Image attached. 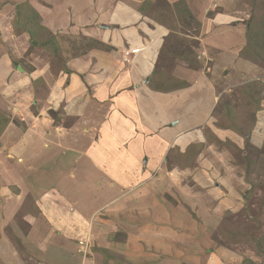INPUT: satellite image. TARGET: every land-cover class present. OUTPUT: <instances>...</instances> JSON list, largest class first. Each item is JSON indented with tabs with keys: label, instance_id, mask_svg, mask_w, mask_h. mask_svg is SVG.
I'll list each match as a JSON object with an SVG mask.
<instances>
[{
	"label": "crops",
	"instance_id": "crops-1",
	"mask_svg": "<svg viewBox=\"0 0 264 264\" xmlns=\"http://www.w3.org/2000/svg\"><path fill=\"white\" fill-rule=\"evenodd\" d=\"M3 2L10 0L0 1V39H8L16 46L20 38L6 27ZM85 2L81 6L71 0H60L59 14L52 12L49 15L44 13L47 10L38 9L43 24L53 34L59 31L62 39H70L69 44L61 46L62 65L56 71L49 67L45 71V68L41 69L42 64L37 66V63H34L35 68L26 70L24 63L17 61L15 64L16 59L11 58L16 47L9 52L11 48L4 47L8 43L0 41V113L8 118L0 132V208L11 209L15 202L16 208L23 204L26 190L24 192L17 184V192L9 188L15 183L12 180L16 171L23 170L25 179L35 181L36 185H30L28 191L32 193L33 208L37 206L40 211L39 214L26 211L21 218L36 227L49 229L50 246L44 249L52 264H100L103 254L93 247L111 250L112 245L96 234L98 211L133 192L149 176L160 180L166 174L167 180L163 184L174 190L177 183V200L191 209L198 207L197 194L187 191L185 169L188 168L170 164L167 154L171 148L182 152L199 140L221 93L231 91L236 84L257 80L263 86L259 107L261 112L264 111V59L252 62L240 57L247 46L246 23L251 12L247 0H221L225 11L217 13V17H226L227 22L224 25L216 22L215 29L219 30L212 33L218 38L202 43L205 49L216 51L212 59L217 63L223 57L241 61L238 69H234L237 82L225 84L231 78L223 79L220 90L215 89L202 71L190 68L187 71L180 66L173 70V76L189 84L152 88L150 79L159 56L160 35L164 31L150 29L151 35L144 36L146 31L133 25L139 12L130 0L129 4L123 0ZM234 2L240 5H233ZM206 12L202 18L206 17ZM207 23L202 21V24ZM115 24L120 25L116 27ZM49 51L53 50L50 48ZM124 51H130V54L126 56ZM187 95L186 104L182 98ZM76 98L86 99L84 105L88 104L82 108L76 106L72 111L63 108L67 113L76 114L71 124L55 123L48 116L47 111L57 110L61 103H65L67 109L75 106L69 103ZM34 102L36 107H33ZM98 125L95 134L91 133V127ZM255 125L260 128L264 122ZM90 165L97 171H89ZM90 180L94 192L90 197L99 196L93 210L92 206L85 207L81 203L80 196L69 194V190L73 187L76 190L75 186L80 182L89 190ZM194 182V188L199 187L198 181ZM40 184L43 186L38 187ZM165 185L160 192H165ZM78 189L81 193V188ZM217 193L211 192L214 196ZM211 206L215 208L217 203L211 201ZM14 218L15 215L9 220L14 226L13 231H20L17 223L12 222ZM3 229L0 227V233L6 237L0 236L5 243L0 242V264H36L38 258L44 257H27L14 245L11 235L15 234L5 233ZM22 236L34 242L42 239L31 233ZM54 239L62 244L68 242L65 252L69 253L82 241L86 254L76 253L78 263L77 260H63L61 246L53 243ZM123 258L124 264H132L133 261L128 260L132 257ZM37 264L47 262L38 261Z\"/></svg>",
	"mask_w": 264,
	"mask_h": 264
},
{
	"label": "rangeland",
	"instance_id": "rangeland-1",
	"mask_svg": "<svg viewBox=\"0 0 264 264\" xmlns=\"http://www.w3.org/2000/svg\"><path fill=\"white\" fill-rule=\"evenodd\" d=\"M71 1H74L73 4L80 3L81 6L86 4L85 0ZM123 1L129 4L128 0ZM130 1L139 12L137 22L133 25H137L141 31L145 30L144 36L151 35L150 29L164 31L160 35L159 56L153 68L157 76L151 86L166 88L179 86L183 82L185 86L189 84L173 76V70L177 66L187 71L189 68L202 71L217 90L222 89L223 79L231 78L226 80L225 84L237 82L238 77H235L234 69H238L241 61L223 57L217 63L212 59L216 51L207 47L205 49L202 44L203 41L218 38L212 33L219 30L215 29L216 22L222 25L227 22L226 17H217V13L223 14L225 11L221 0ZM247 1L251 8L246 23L247 46L240 57L257 62L264 59V53L261 52L264 50V0ZM19 2L24 6L21 7V16L17 18L15 5ZM3 5L6 27L12 33L15 30L19 31V34L15 32V35L18 34L20 38L18 42L22 43L13 46L8 39L3 41L0 39L1 43H8L4 44V47H10L9 52L16 47L17 51L11 54V58L16 59L14 63L21 61L29 71L35 68L34 63H37V66L42 64L41 69L45 68V71H48V67L52 71L61 68L63 59L61 46L69 44L70 39L68 37L67 40L62 39L59 31L51 35L48 30L41 29L40 24H44L38 10H47L44 13L49 15L52 12L59 14L60 0H10L9 3L3 2ZM233 5L240 3L234 2ZM34 9L38 12L40 20L33 15ZM205 12L206 17L202 18ZM13 19L16 20L13 22ZM201 19L203 22L208 21L207 25L202 24ZM47 28L51 31L49 27ZM26 30L29 32L32 30L35 37L31 34L29 39ZM51 36H54L55 40H52ZM32 40L35 43L43 41L49 45L45 46V49L36 48L39 45L31 44ZM50 48L53 51H49ZM123 54L128 56L130 51L128 53L124 51ZM246 84L248 85L236 84L231 87V91L221 93L208 124L203 126V135L197 142L190 144L182 152L171 148L167 154L170 164L178 165L182 169L188 168L185 169L186 183L189 186L187 191L197 194L198 207L191 209L188 204L177 200V183L175 182L173 186L174 190L171 186L169 188V185L163 184L167 180L166 174H163L160 180L149 176L147 180L139 183L133 192L124 194L102 211H98L95 219L98 229L96 234L105 237L107 244L112 245L111 250L101 246L93 247L103 254L100 264H124L123 257L126 259L132 257L128 258L133 261L132 264H264V126L258 128L259 126L255 125L264 122V111L261 112L259 107L263 87L257 80L250 82L252 87L249 85L246 87ZM188 95L182 98L186 104ZM30 102L31 100L29 105L32 106ZM84 102L86 99L76 98L69 103L75 106L67 109V105L61 103L57 110H48L47 114L55 123L68 125L74 121L76 114L67 113L63 108L72 111L76 106L82 108L88 104L84 105ZM180 102L183 103L182 100ZM36 105L34 102L33 107ZM52 106L56 107L53 104ZM91 128V133L95 134L99 125ZM89 171L94 172L97 169L90 165ZM22 172L20 169L16 171L12 180L15 183L9 188L13 191L12 187H16L17 184L24 192L26 190L23 204L16 208L18 204L15 202L11 209L0 208V227H4L5 233L15 234L11 235L14 245L27 257L44 256L34 263L45 260L47 264H52L46 257L44 249L50 246L49 229L46 226L36 227L21 218L26 211L36 214L40 211L37 206L36 209L33 208L32 193L28 191L30 185H36L35 181L32 178L25 179ZM194 181H198L199 187L194 188ZM62 182L65 185L66 180L63 179ZM89 184L88 190L82 187L80 182L75 186L76 190L74 187L73 190H69V194L74 197L80 196L81 200L83 199L81 203L85 207L92 206L93 210L95 204L99 202L97 198L99 196L90 197L94 193L91 190V180ZM95 185H99L98 180L95 181ZM163 185L166 186L163 189L165 192H160ZM77 187L81 188V193L77 192L79 190ZM211 192L215 194L218 192L217 196ZM211 201H215L217 207L212 208ZM4 209L6 210L3 212ZM14 215L12 222L17 223L20 231H13L14 226L9 222ZM29 233L41 236V241L34 242L23 238L22 234L29 236ZM0 236H4L3 239L6 237L3 233H0ZM19 237H22V240ZM53 243L61 246L60 254L63 255V260H77L78 263L77 256L86 254L85 246L80 252V245L77 244L76 247L74 245V249L69 253L65 252L68 242L62 244L57 239ZM47 250L49 251V248ZM33 259L35 261V258ZM27 260L33 262L32 259Z\"/></svg>",
	"mask_w": 264,
	"mask_h": 264
},
{
	"label": "trees",
	"instance_id": "trees-1",
	"mask_svg": "<svg viewBox=\"0 0 264 264\" xmlns=\"http://www.w3.org/2000/svg\"><path fill=\"white\" fill-rule=\"evenodd\" d=\"M26 5V4H25ZM16 11H15V15H16V17L18 18V17H20L21 16V7H23L24 5H22V3H17L16 5ZM31 7V6H30ZM32 8V7H31ZM32 11V10H31ZM33 15H36L38 18H39V20H40V16L38 15V12L34 9L33 11ZM254 13H255V11H253ZM191 17V16H190ZM14 20H16V19H13V22H14ZM40 27H41V29H43L44 31H46V30H48L49 32H50V34L52 35L53 33L45 26V25H42V24H40ZM14 29H16V28H14ZM15 32L16 33H18L19 34V31H17V30H15ZM26 32H27V34L29 35V39L31 38V34H33L34 35V37H35V34L32 32V30H30V32L29 31H27L26 30ZM52 37V40L54 39V36H51ZM55 40V39H54ZM50 43H52V41L50 40ZM31 44H34V46H36V45H39L40 47H42V48H45V46H47V45H49L48 43L47 44H45L43 41L42 42H34L33 40H32V42H31ZM52 45H54V44H52ZM258 49V48H257ZM261 52L262 53H264V50H261ZM155 76H157L156 75V72H153L152 73V76H151V81H150V84L155 80L154 78H155ZM158 79H159V76H158ZM261 83V82H260ZM185 85V83L183 82V84H181V86H184ZM247 85V84H246ZM248 85L250 86V87H252V84L250 85V82L248 83ZM248 85L246 86V87H248ZM262 85V84H261ZM174 86H176V85H174ZM243 86H245V85H243ZM152 88H156L157 89V87H153V86H151ZM168 87H170V86H168ZM173 87V86H172ZM261 87V86H260ZM263 87V86H262ZM167 88V87H166ZM162 89V88H161ZM7 121H8V118L5 116V115H0V132H1V130L4 128V126L6 125V123H7ZM13 188V191H16L17 192V188H15V187H12Z\"/></svg>",
	"mask_w": 264,
	"mask_h": 264
},
{
	"label": "built area",
	"instance_id": "built-area-1",
	"mask_svg": "<svg viewBox=\"0 0 264 264\" xmlns=\"http://www.w3.org/2000/svg\"><path fill=\"white\" fill-rule=\"evenodd\" d=\"M127 53H128V51H127ZM79 245H80L79 251L82 252V248L84 249L85 243H83L82 241H79Z\"/></svg>",
	"mask_w": 264,
	"mask_h": 264
}]
</instances>
